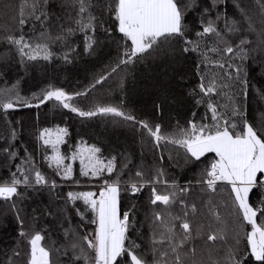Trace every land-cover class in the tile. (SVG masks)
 I'll return each mask as SVG.
<instances>
[{"label":"snow or ice","instance_id":"1","mask_svg":"<svg viewBox=\"0 0 264 264\" xmlns=\"http://www.w3.org/2000/svg\"><path fill=\"white\" fill-rule=\"evenodd\" d=\"M54 2L20 0L11 18L14 27L0 25V45L6 47L0 63L10 65L14 60L25 70L39 61L71 63L79 46L70 38L80 33L83 52L91 55L100 43L98 30L112 35L106 26L110 23L116 25L120 34L116 43L123 51L107 74L82 91L69 93L49 84L24 96L19 79L0 88V116L10 124L19 123L10 118L11 113L39 109L52 101L79 117L119 118L112 122L139 131L153 150L174 146L177 163L195 165L199 172L180 184L168 177L162 165L146 167L133 164L128 156L106 157L101 147L83 142L68 156L60 150L67 127H45L36 136L41 156L62 183L42 171L27 149L20 163L9 167L8 176L0 177V201L7 208L0 217L11 215L16 225L12 245L0 247V264H264V121L257 127L247 117L250 91L253 99L264 102V85L253 84L251 72L256 68L249 64L255 63L264 79V0H251L249 5L233 0L232 15L228 0H59V12L50 7ZM190 14H195L192 23ZM55 44L66 51L58 54ZM168 50L195 56L198 83L189 95L205 109L199 120L193 112L185 126L178 123L169 132L160 123L138 119L123 101L97 103L87 110L74 103L113 74ZM155 107L162 111L163 104ZM18 138L13 126L0 147V157L18 158ZM69 160L79 161V176L96 181V190L57 191L67 182L69 187L81 185L73 163H66ZM197 186L207 225L189 219L190 213H198L197 204L188 203ZM145 189L151 213L145 216L146 238L137 227L139 208L134 199ZM29 190H47L53 201H63L56 213L45 210L57 223L63 220L59 246L47 227L38 226L39 218L33 215L29 222L20 207ZM122 193L129 200L126 210L121 208ZM176 205L183 209L182 215L171 211ZM73 217L78 218L75 224ZM133 232L138 234L135 239Z\"/></svg>","mask_w":264,"mask_h":264},{"label":"trees","instance_id":"2","mask_svg":"<svg viewBox=\"0 0 264 264\" xmlns=\"http://www.w3.org/2000/svg\"><path fill=\"white\" fill-rule=\"evenodd\" d=\"M58 2L59 0H55L54 3L50 4V7L57 12H59ZM232 2L233 0H228L227 11L229 15L234 12ZM19 3L20 0H0V25L14 27L11 18L16 15ZM243 3L249 5L251 0H243ZM188 20L192 23L195 20V14H190ZM106 26L112 29V35L109 36L102 30H98L97 35L100 43L91 55L83 52L80 33L70 38V43L79 46L77 52L72 54L71 63H65L61 59H54L51 63L39 61L35 66L30 63L27 70L19 67L14 60L10 65L0 63V70L4 72V76L0 78V88L11 87L19 79L21 81L19 89L24 96L39 93L49 84L61 87L69 93L82 91L94 82L95 78L107 74L110 71V66L115 64L123 51L122 48H118L116 43L120 37L116 31V25L110 23ZM221 27H223L222 24ZM25 31H30V29L26 27ZM53 49L58 54L66 51L60 44L53 45ZM4 51H6V47L0 45V52ZM194 61V54L184 55L171 50H168L167 54L164 51L158 54L154 53L143 62L129 66L123 72L113 74L103 85H97L96 88L92 89L88 97H79L74 103H78L80 107L87 110L93 104L116 105L123 101L125 109L131 110L138 119L160 123L165 130L171 132L178 123L180 126H185L187 121L192 118L193 112H196V119L199 120L205 111L202 106L197 107L195 98L189 95L190 89L198 83ZM249 64L252 68H256V71L251 72L253 84L256 86L264 85V79L261 78L257 65L251 61ZM121 81L123 82L122 86ZM253 95L254 93L250 91L247 117L249 122L260 127L261 122L264 121V102L253 99ZM158 103L163 104L162 111H158L155 107ZM10 118L13 121L18 120L19 123L10 124L0 116V147L4 146L5 140L9 138V133L14 126L19 135L15 141L18 158L15 161H8L0 157V177L8 176L9 167L20 163V160L26 155L25 149H27L33 154L37 166L42 171L56 179L58 183H62L59 177L52 176L51 169L47 168L41 156L36 136L45 127H67L66 143L60 146V150L68 156H71L72 152L83 142L85 145L95 144L101 147L103 155L106 157L116 155L118 160H122L128 156L133 164H143L146 167L162 165L168 177H174L180 184L186 183L187 180L197 176L199 172V168L195 165L183 167L181 166L182 161L177 163V150L174 146L167 145L166 147L162 146L161 149L153 150L151 143L146 137L142 138L139 131L130 126L117 125L112 122L119 118L110 116L79 117L67 109L55 107L52 101L42 105L39 109H22L11 113ZM48 154H51L50 149H48ZM161 155L164 157L163 161H160ZM169 155L172 156V159H169ZM66 163H73L75 177L81 181V185L69 187L71 182H67L64 188L57 189L58 192L96 190V181L79 176L78 160L75 162L69 160ZM147 194L148 189H145L137 198H134L139 208L137 227L140 228L145 238L149 232L148 221L145 220V216L151 215L147 204ZM193 202L198 206V213L196 215L190 213L189 219L194 224L202 222L207 225L208 220L201 215L200 189L198 186L193 188L188 198L189 204ZM128 203V197L122 193V210H126ZM61 206H63V201H53L47 190L42 193L29 190L27 197L20 205L24 209V214L29 217V222L31 217L35 215L39 218L38 226L49 229L52 239L58 241L57 246L63 240L61 235L63 220L57 223L53 216L45 214V210L56 213ZM171 211L173 214H183V209L179 205L174 206ZM4 213H7V208L0 201V214ZM72 222L73 224L77 223L78 218L73 217ZM15 227L11 215L0 217V247L12 245ZM131 235L135 239L138 234L133 232ZM137 242L140 241L137 240ZM197 248L199 253V244ZM62 259L63 257H61Z\"/></svg>","mask_w":264,"mask_h":264}]
</instances>
